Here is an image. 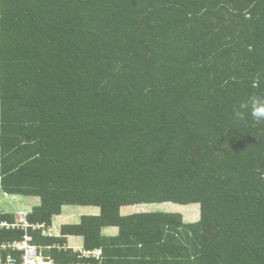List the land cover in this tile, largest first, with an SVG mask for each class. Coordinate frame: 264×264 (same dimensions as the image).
Instances as JSON below:
<instances>
[{"label": "trees", "instance_id": "trees-1", "mask_svg": "<svg viewBox=\"0 0 264 264\" xmlns=\"http://www.w3.org/2000/svg\"><path fill=\"white\" fill-rule=\"evenodd\" d=\"M250 95L264 0H0V187L47 227L99 207L28 228L59 264H264V124L235 115ZM167 201L198 220L121 211Z\"/></svg>", "mask_w": 264, "mask_h": 264}, {"label": "built area", "instance_id": "built-area-1", "mask_svg": "<svg viewBox=\"0 0 264 264\" xmlns=\"http://www.w3.org/2000/svg\"><path fill=\"white\" fill-rule=\"evenodd\" d=\"M30 209L17 210L14 214L15 221L0 219V230H22L24 234L18 240L0 242V264H59L54 259L43 254V247L32 242V236L27 232L28 228L32 230H40L42 235L54 234L53 222L50 227H47L45 222L30 223L27 216ZM64 249L72 248L74 251H79V258L99 257V250L89 251L82 250L78 247H70L67 244L62 246ZM67 264H89L88 261Z\"/></svg>", "mask_w": 264, "mask_h": 264}, {"label": "rangeland", "instance_id": "rangeland-1", "mask_svg": "<svg viewBox=\"0 0 264 264\" xmlns=\"http://www.w3.org/2000/svg\"><path fill=\"white\" fill-rule=\"evenodd\" d=\"M13 195H7L4 196L2 193V190L0 189V212L6 211V209H12L11 206H16L14 202H12L10 199H12ZM13 199L18 203L19 200H21L24 204L28 203L26 200L27 197L25 196H19L14 195ZM34 199V198H33ZM34 204L32 206L37 205L39 203V200L36 198L34 199ZM8 205L5 209V206ZM85 206V207H84ZM88 205H70V206H64L62 207V213L60 216H57V218H54V223L57 224L56 220H59L62 224L64 223H70V222H77L79 220V217L81 214H86V210H89V214L97 213L98 208L97 206H90L87 208ZM25 208V206H23ZM29 208V207H27ZM122 213H134V212H142V211H168V212H179L183 215L184 220L186 222H195L199 218V204L193 203V204H180L175 203L172 201L162 202V203H149V204H140V205H132V206H122L121 208ZM61 224V225H62ZM103 232L107 235H112L116 232L115 229L112 227H105L103 229ZM68 241L71 244L79 245L82 240L80 237L76 236H68Z\"/></svg>", "mask_w": 264, "mask_h": 264}, {"label": "clouds", "instance_id": "clouds-1", "mask_svg": "<svg viewBox=\"0 0 264 264\" xmlns=\"http://www.w3.org/2000/svg\"><path fill=\"white\" fill-rule=\"evenodd\" d=\"M235 115L240 120L250 116L256 124H264V95H250L239 104Z\"/></svg>", "mask_w": 264, "mask_h": 264}, {"label": "crops", "instance_id": "crops-1", "mask_svg": "<svg viewBox=\"0 0 264 264\" xmlns=\"http://www.w3.org/2000/svg\"><path fill=\"white\" fill-rule=\"evenodd\" d=\"M0 189H1V187H0ZM2 190V189H1ZM2 193H3V195L4 196H6V193H4L3 191H2ZM7 195H9V194H7ZM10 196V195H9ZM13 197H15L14 195L12 196V199H10L12 202H14L15 204H16V206H11L12 207V209H6L7 207H9L8 205H6L5 206V209H6V211H3V212H5V213H15L17 210H24V209H31L33 206H32V204H34L35 202H34V199H36L35 197H27V201H28V203H23L21 200H19V202L17 203L16 201H15V199H13ZM34 198V199H33ZM38 199V198H37ZM39 200V199H38ZM39 204V203H38ZM23 206H25V208H23ZM64 206H70V205H64ZM63 206V207H64ZM27 207H29V208H27ZM85 207V206H84ZM128 207V206H127ZM87 208H89V205H88V207ZM87 212H86V214H89V210H86ZM3 212H0V213H3ZM98 212V211H97ZM93 214V213H92ZM61 215V214H60ZM60 215H57V216H60ZM57 216L55 217V218H57ZM57 221V224L56 223H54V218H53V220H52V222H53V227H54V232H57V233H59V231H60V226H61V222H59V220H56ZM113 229H115V228H113ZM76 237H78V236H76ZM66 243L68 244V246H70V247H78V246H82V242L79 244V245H75V244H71L68 240L66 241Z\"/></svg>", "mask_w": 264, "mask_h": 264}]
</instances>
